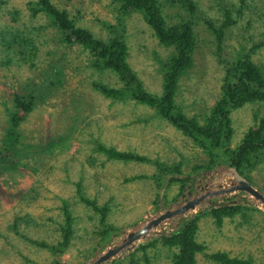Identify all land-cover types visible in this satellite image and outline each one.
Returning a JSON list of instances; mask_svg holds the SVG:
<instances>
[{
    "label": "rangeland",
    "instance_id": "rangeland-1",
    "mask_svg": "<svg viewBox=\"0 0 264 264\" xmlns=\"http://www.w3.org/2000/svg\"><path fill=\"white\" fill-rule=\"evenodd\" d=\"M79 28L109 41L112 25L123 31L128 62L144 87L163 92L164 62L173 52L140 11H124L118 0H52ZM159 0L170 25L191 19L195 50L190 69L178 81L176 102L188 118L204 125L221 97L228 70L248 55L264 74V0ZM34 0H0V264H88L129 231L176 208L212 185L230 161L211 162V152L156 110L105 97L97 83L122 88L117 73L97 67L82 46L67 47L51 19L32 13ZM231 13L234 23L217 31ZM16 96L35 103L7 138ZM230 146L238 153L252 129L260 133L264 99L230 113ZM100 144L147 157L110 159ZM162 163L178 171L162 173ZM244 176L264 193V148L243 162ZM231 185V177L225 180ZM94 202L95 204H89ZM240 206L218 224L212 209ZM72 218L68 246L63 229ZM197 219L203 246L197 264H224L217 252L264 264V208L247 192L205 199L195 211L177 215L146 233L135 246L104 264H174L175 248L152 242L173 235ZM146 247V248H145Z\"/></svg>",
    "mask_w": 264,
    "mask_h": 264
},
{
    "label": "trees",
    "instance_id": "trees-1",
    "mask_svg": "<svg viewBox=\"0 0 264 264\" xmlns=\"http://www.w3.org/2000/svg\"><path fill=\"white\" fill-rule=\"evenodd\" d=\"M124 13L140 11L147 23L157 30L161 41L172 47V53L164 62L165 78L161 95L148 91L137 73L128 62V47L124 40L123 31L117 25H112L115 36L109 41L94 36L87 29L77 27L70 18L69 12L57 7L52 0H34L31 3L32 13L46 14L52 24L60 32L62 42L71 47L82 46L90 50L97 67H108L117 73L122 80V88L97 83L96 87L107 98L125 100L134 99L137 103L147 105L156 110L157 114L172 122L195 142L205 146L211 154L213 164L225 160L236 165L244 175L243 162L248 156L264 148V137L250 129L240 144L238 153L230 146L233 136V125L230 116L231 110L247 102L264 99V74L260 67L248 56L244 55L228 70L222 87V94L212 110L211 116L204 125L194 119L188 118L176 102L178 81L180 76L191 68L194 61L196 44L194 23L186 19L178 24L170 25L162 15L159 0H118ZM188 11H195L193 0H180ZM245 0H240L243 3ZM226 18L218 29V41L222 42L225 29L234 23L231 13H226ZM35 98L25 99L16 96L17 111L9 116L10 128L7 133L9 142L13 145L18 140L17 126L24 120L26 114L33 107ZM259 130L264 134V117L260 121ZM99 150L105 152L110 159L120 161H147V157L133 152L119 151L113 147L100 144ZM161 172L170 173L178 171L162 163L158 164ZM94 205L95 203H89ZM242 209L240 206H224L212 209L218 224L223 223L226 216H233ZM72 218L68 217L63 229L64 240L62 246H68L72 234ZM198 229L197 219L191 221L182 230L169 236H162L152 242H161L164 246L175 248L174 264H197V253L203 246L196 239ZM146 248V247H145ZM213 258L224 264H251L243 259L233 258L226 252H217Z\"/></svg>",
    "mask_w": 264,
    "mask_h": 264
},
{
    "label": "water",
    "instance_id": "water-1",
    "mask_svg": "<svg viewBox=\"0 0 264 264\" xmlns=\"http://www.w3.org/2000/svg\"><path fill=\"white\" fill-rule=\"evenodd\" d=\"M211 174L219 173L220 176L213 179L211 186L204 187L202 192L197 196L187 200L176 208H169L164 212L148 219L138 229L129 231L122 242L115 247H108L100 255L93 258L88 264H104L112 258L119 256L126 249L133 247L136 243L154 227L159 226L164 221L171 219L177 215H187L196 210V208L209 197L225 195L234 192H247L256 202L264 208V193L256 188L237 168L236 165H228L225 170L212 169ZM231 177L233 182L231 185L225 182L226 178ZM178 232V231H177Z\"/></svg>",
    "mask_w": 264,
    "mask_h": 264
},
{
    "label": "bare ground",
    "instance_id": "bare-ground-1",
    "mask_svg": "<svg viewBox=\"0 0 264 264\" xmlns=\"http://www.w3.org/2000/svg\"><path fill=\"white\" fill-rule=\"evenodd\" d=\"M145 237V236H144Z\"/></svg>",
    "mask_w": 264,
    "mask_h": 264
}]
</instances>
